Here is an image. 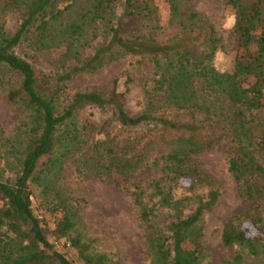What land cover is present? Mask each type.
I'll list each match as a JSON object with an SVG mask.
<instances>
[{
	"label": "trees",
	"instance_id": "1",
	"mask_svg": "<svg viewBox=\"0 0 264 264\" xmlns=\"http://www.w3.org/2000/svg\"><path fill=\"white\" fill-rule=\"evenodd\" d=\"M195 1L0 0V88L23 114L11 137L0 126V264H74L36 216L32 182L53 201L57 239L84 264H115L76 232L80 200L57 186L72 157L80 174L89 171L133 197L150 264H205L202 221L220 194L193 156L218 142L227 145L228 169L254 203L223 225V243L237 247L229 262L264 264V0H225L237 41L231 72L215 66L225 43L210 18L190 8ZM9 14L19 19L15 32L6 28ZM125 19L138 28L124 31ZM22 45L30 51L20 52ZM64 47L54 75L38 69L33 59L41 52ZM127 57L152 69L141 114L127 110L131 74L124 92L117 82L108 92L69 91L78 75ZM87 106L110 116L101 125L80 122ZM98 126L90 141L87 131ZM157 144L170 149L149 160ZM147 166L157 173L135 178Z\"/></svg>",
	"mask_w": 264,
	"mask_h": 264
},
{
	"label": "rangeland",
	"instance_id": "2",
	"mask_svg": "<svg viewBox=\"0 0 264 264\" xmlns=\"http://www.w3.org/2000/svg\"><path fill=\"white\" fill-rule=\"evenodd\" d=\"M162 11L165 12V7ZM192 10L207 15L215 25L219 35L223 37L225 48L217 52L214 63L222 71H233L237 54V41L233 33L234 15L225 0H197L191 7ZM17 15L9 14L6 18V28L15 32L19 27ZM124 31H133L138 28L135 19L124 20ZM30 51L22 45L19 51ZM66 47L51 49L41 52L37 59H33L39 70L47 75H54ZM195 54L200 47L193 48ZM132 58H122L106 64L96 72L82 73L70 80L67 85L69 91L74 93L83 89H97L108 92L117 82L119 91H126L128 74L134 78L129 84L126 93L127 110L132 115H139L144 109V87L152 74L148 64L134 66ZM13 73L10 75L12 76ZM10 76V77H11ZM17 78L12 76V80ZM41 89L47 90L49 86L42 84ZM0 88V126L5 138L11 137L22 117V112L10 103ZM110 116V112L94 106L83 108L78 114L80 122L90 121L101 125ZM99 126L88 132L90 141L95 139ZM144 131L138 130L133 135H140ZM170 149L168 144H157L151 151L149 160L157 157ZM198 160L203 170L210 176L213 186L219 191V198L212 211L203 218V243L208 251L205 264H233L229 260L235 255L237 247L226 246L222 240V230L225 221L232 215L243 212L251 206L242 194L241 185L234 179L228 169V149L224 142H218L212 149L205 150L193 156ZM158 168L144 167L135 178H148L157 173ZM57 186L70 198L80 200L81 211L77 218L76 232L94 239L98 250L106 252L115 264H150V255L147 249L145 228L139 218V210L131 195L125 194L119 187L109 184L89 171L83 175L77 171L75 158L67 161V165L57 179ZM33 191L32 201L36 216L42 221L49 239L55 246L66 253L74 264H84L78 251L65 239H57L53 230L55 228V210L53 201L46 198L42 188L36 183H31ZM181 193V190H178ZM264 205V204H263ZM241 264H255L252 258Z\"/></svg>",
	"mask_w": 264,
	"mask_h": 264
}]
</instances>
